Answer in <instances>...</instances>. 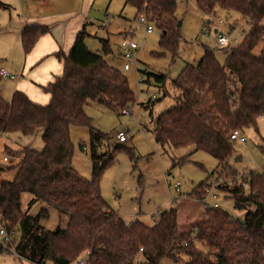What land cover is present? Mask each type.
<instances>
[{
    "label": "trees",
    "instance_id": "16d2710c",
    "mask_svg": "<svg viewBox=\"0 0 264 264\" xmlns=\"http://www.w3.org/2000/svg\"><path fill=\"white\" fill-rule=\"evenodd\" d=\"M122 1L160 30L161 45L176 55L182 39L177 0ZM193 1L208 18L207 27L221 9L243 18L246 32L238 44L220 50L206 47L198 66H186L173 82L179 92L178 105L155 121V138L163 147H194L195 152L208 153L218 161L219 175L229 177L233 175L227 172L232 133L257 129L264 117V0ZM234 29L231 25L230 32ZM49 30L28 26L22 36L24 52L29 53ZM87 36L81 31L68 55H54L64 64V72L42 88L51 96L49 104L38 105L20 91L11 102L0 94V136L32 137L43 132L41 153L30 147L8 150L9 156L20 161L8 168L15 172L14 179L0 183V224L9 231L20 259L27 264H72L89 251L87 264H264V175L252 173L245 186L219 189L234 201L235 209L247 211L243 220L221 206L207 208L206 219L181 233L176 209L161 213L153 226L127 223L110 210L101 195L100 180L125 147L117 145L113 153L98 154L103 137L92 127L85 109L98 103L123 113L132 110L135 94L127 76L105 59L111 53L109 43L103 41L102 51L92 52ZM261 45V53L256 54ZM218 51L228 55L224 64L216 57ZM152 79L165 85L168 77L148 74L146 82ZM72 127L91 131V180L73 168ZM189 160L187 156L176 165ZM209 187L207 180L189 198H202ZM25 194L33 198L30 205L41 201L68 214L67 228H43L48 210L28 216L22 210Z\"/></svg>",
    "mask_w": 264,
    "mask_h": 264
},
{
    "label": "rangeland",
    "instance_id": "374dc122",
    "mask_svg": "<svg viewBox=\"0 0 264 264\" xmlns=\"http://www.w3.org/2000/svg\"><path fill=\"white\" fill-rule=\"evenodd\" d=\"M177 2L179 3L177 16L182 20V39L180 50L174 55L161 45L160 30L154 27L151 34L146 33L143 25L138 22L139 17L134 7L128 6L123 11L122 0L97 1L101 7L95 8L98 17L93 29V38H89L88 45H92L90 47L92 49L96 41L111 36L112 46L119 50L121 48L122 53L131 43L138 46V50L135 51L136 63H128L130 70L123 69L126 63L123 59L114 64L121 67L120 70L127 76L135 94V104L129 107L132 109V115H125L98 103L88 105L85 112L92 119V127L103 137L97 145L98 154L113 153L117 145L125 147L117 152L115 162L107 168L100 180V192L110 210L119 214L127 223L140 221L153 226L161 213L176 209L179 230L183 233L197 226L206 217L203 204L184 199H190L189 195L203 182L208 180L212 186L219 182V178L230 179L235 182L230 186L233 188L236 182L241 180L239 178L246 182L252 173L264 175V117L258 120L257 129L249 128L240 132L239 136L245 137L246 142H233V152L228 159L230 168L227 170L233 175L229 177L225 176L227 174L219 175V163L208 153L195 152L194 147L175 149L157 143L154 132L155 121L163 113L178 105L179 92L173 87V82L188 64L198 66L206 47L217 48L212 38L206 36V31L213 32L219 29L241 41L244 37L242 32L246 30L243 18L221 9L218 11L217 19H212V23L207 27L208 18L199 11L193 0H177ZM103 20H105L103 24L99 23ZM219 21L222 24H219ZM231 25H235L232 32H230ZM101 26L108 28L104 29ZM9 33V30L0 31L3 37L10 35ZM262 46L255 50L256 54L261 53ZM216 57L221 64L228 59V55L222 51L216 52ZM4 63V60H0V70ZM5 71L8 75L13 74L6 69ZM148 74L166 75L168 80L165 85L155 83L154 79L148 83L146 82ZM1 79L4 87L14 88L13 81L3 76ZM1 91L3 97L8 93L3 89ZM153 95H157V99H153ZM121 127L125 128L124 133L127 138L124 144L117 139ZM90 133L87 127L71 128L75 153L73 168L87 180H91L93 171ZM42 134L43 132L40 131L25 139H18L15 136L10 138L13 141L3 138L0 157L8 156L9 162L0 163L5 169L0 173V180L12 181L15 172L9 171L8 168L17 165L20 161V158L7 154L4 143L15 150L30 147L41 153L44 147ZM128 150H132L133 155ZM187 156H190L189 162L176 165V162ZM175 186L180 189L177 196L173 190ZM216 194L217 202L223 209L236 219H244L246 210L235 209L234 201L227 198L225 192L217 190ZM176 198L178 199L175 200ZM32 199L29 194L22 197V210L28 213V216L35 217L43 210H48L49 217L41 222L43 228L50 231L67 228L70 220L68 214L59 212L58 209L41 201L30 205ZM1 227L0 224V230ZM86 259L87 254H83L72 264H87ZM0 264L25 263L11 254H0ZM161 264L170 263L164 261Z\"/></svg>",
    "mask_w": 264,
    "mask_h": 264
},
{
    "label": "crops",
    "instance_id": "0c3cea01",
    "mask_svg": "<svg viewBox=\"0 0 264 264\" xmlns=\"http://www.w3.org/2000/svg\"><path fill=\"white\" fill-rule=\"evenodd\" d=\"M97 1L98 0H0V31H10V35L4 37L2 36L3 34H0V36H2L0 37V60L5 61L1 66L0 77H6L8 80L15 83V85H13L14 88L4 87L3 81H1L2 79L0 78L1 96L3 97L2 89L8 92L5 97H3L4 100L11 102L15 92L20 91L25 93L32 102L38 105L45 106L49 104L51 96L42 88L54 82L55 78L63 76L64 72V64L54 55L58 52H63L65 55H68L79 33L83 30L88 34L86 38V43L88 45L89 38H93V29L96 26L95 21L98 17L95 8L97 6L98 8L101 7V4H98ZM127 7L128 6L124 4L123 11ZM105 17L107 18L108 16L106 15ZM104 22L105 20L99 21L101 24ZM34 25L44 26L50 30L38 40L29 53H25L22 45V36L28 26ZM108 27L101 26V28L104 29ZM110 37L111 36L107 37V39H99V42L96 41L93 44L94 47L92 49L90 48L92 45L89 41L91 46L88 45V47L92 52L99 53L102 51V42L107 41L111 46V53L105 59L109 64L120 69L121 67H117L114 64L116 61L122 60L121 52L118 48L112 46ZM5 69L13 73L11 76H14L15 80L2 74L3 71L6 72ZM124 129V127H121V132H124ZM15 136L18 139L28 138V136L22 134H4L0 136V147L4 137L13 141L10 138ZM4 147L7 154L8 150H13L15 152L20 151L11 148V146L5 143ZM5 157L8 158V156L0 157V163H7L3 161ZM3 167L2 165L0 166V173L5 171ZM1 170L3 171L1 172ZM1 182L2 180H0V183ZM174 192L176 193L175 190ZM177 195L176 193V196ZM177 199L178 198L175 200ZM184 199L198 202L197 199ZM203 209L206 210L205 208ZM117 215L120 216L119 214ZM205 218L206 217H204L203 220ZM21 261H24L25 264L28 263L27 260Z\"/></svg>",
    "mask_w": 264,
    "mask_h": 264
},
{
    "label": "built area",
    "instance_id": "2783aa9c",
    "mask_svg": "<svg viewBox=\"0 0 264 264\" xmlns=\"http://www.w3.org/2000/svg\"><path fill=\"white\" fill-rule=\"evenodd\" d=\"M138 22L143 25V27L145 28L146 33L149 35L153 32L154 30V26L143 16H140L138 18ZM219 24H222L221 21H219ZM245 30H243L242 32V36L245 35ZM206 36L212 38L213 42L215 43V45L217 46V48L220 49H224L227 48L228 46L232 45V44H238L240 42L239 39L237 38H233L231 37V35L228 33H224L222 31H220L219 29H215L213 32H211L210 30L206 31ZM121 50V48H120ZM138 50V46L134 43H131L124 51L123 53L121 52V57L122 59L126 62L124 64V70L128 71L130 70V64L128 63H136L135 59V51ZM134 61V62H131ZM3 75L9 76L10 79L15 80L14 76L8 75L6 72H2ZM147 80V78H146ZM157 95H153L152 98L153 99H157ZM123 114L125 115H132V110H125L123 111ZM239 132L235 131L232 133L231 135V139L233 141H241V142H246V138L245 137H240L239 136ZM117 139H119L118 141L123 144L127 142V138L124 132H119L117 134ZM4 162H8L9 159L7 157L3 158ZM241 180H239V182H236V184H244V181L242 178H239ZM235 182L233 180L230 179H222L219 178V182L216 185H210L211 187H209L206 190V194L205 196H203L202 198L198 199V202H200L201 204H203L202 206L207 209V208H219L220 205L217 202L218 200V196L216 194L217 190H219V188L221 186H226V185H233ZM174 190L176 191V193H179L180 189L179 187L175 186ZM160 213V212H159ZM158 221V220H157ZM0 254L6 255V254H11V256L13 255L14 257L20 259L19 255L17 254L16 250H15V242L12 240V237L9 233V231L2 226L1 230H0ZM89 251L87 253V259H86V263L89 261ZM45 264V263H43Z\"/></svg>",
    "mask_w": 264,
    "mask_h": 264
}]
</instances>
